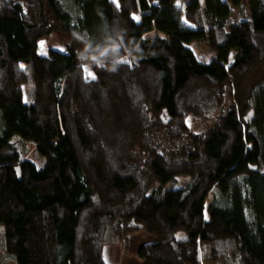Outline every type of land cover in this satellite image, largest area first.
Segmentation results:
<instances>
[{"label": "trees", "instance_id": "obj_1", "mask_svg": "<svg viewBox=\"0 0 264 264\" xmlns=\"http://www.w3.org/2000/svg\"><path fill=\"white\" fill-rule=\"evenodd\" d=\"M137 230L142 264H264V0H0V264Z\"/></svg>", "mask_w": 264, "mask_h": 264}, {"label": "rangeland", "instance_id": "obj_2", "mask_svg": "<svg viewBox=\"0 0 264 264\" xmlns=\"http://www.w3.org/2000/svg\"><path fill=\"white\" fill-rule=\"evenodd\" d=\"M237 9H232L233 13H236ZM196 52L200 57L208 59V49L202 44H195ZM60 49L64 50L63 40L60 38L57 32H53L47 36L42 37L39 40V53H48L49 49ZM24 64V61H21ZM189 123L198 129L202 125L194 119L193 115L189 117ZM202 124V122H201ZM28 154L33 150V146L29 144ZM155 240V236L145 230H137L129 235L125 240H118L114 243L106 244L104 247V258L108 262H117L120 264H142L143 260L139 255V247L141 244L151 242ZM11 264H17L13 261Z\"/></svg>", "mask_w": 264, "mask_h": 264}, {"label": "clouds", "instance_id": "obj_3", "mask_svg": "<svg viewBox=\"0 0 264 264\" xmlns=\"http://www.w3.org/2000/svg\"><path fill=\"white\" fill-rule=\"evenodd\" d=\"M115 47H116V45H113V46H112V50H113V51H115ZM107 51H108L107 49H105L104 51H100V52H99V55H100V56H104L105 53H106Z\"/></svg>", "mask_w": 264, "mask_h": 264}, {"label": "snow or ice", "instance_id": "obj_4", "mask_svg": "<svg viewBox=\"0 0 264 264\" xmlns=\"http://www.w3.org/2000/svg\"><path fill=\"white\" fill-rule=\"evenodd\" d=\"M117 6H119V5H117ZM133 15H134V14H133ZM135 18L138 19V17H135ZM21 67H23V65H21ZM92 76H93V78H95L94 74H92ZM251 115H252V113L249 112L248 116H246L245 119H247V118H248L249 116H251ZM18 174H19V173H18Z\"/></svg>", "mask_w": 264, "mask_h": 264}]
</instances>
